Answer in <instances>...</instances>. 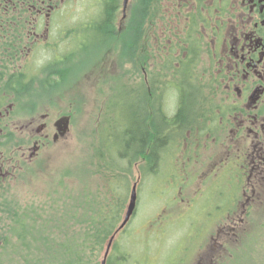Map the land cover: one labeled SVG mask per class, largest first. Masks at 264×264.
Instances as JSON below:
<instances>
[{"label": "rangeland", "instance_id": "374dc122", "mask_svg": "<svg viewBox=\"0 0 264 264\" xmlns=\"http://www.w3.org/2000/svg\"><path fill=\"white\" fill-rule=\"evenodd\" d=\"M90 1L91 4L88 5V0H70L61 7L58 14L62 17L57 18L62 20L57 29L62 39H58V34L54 38L55 33L52 34L50 29L44 32L41 45L33 43L29 50L24 49V45L15 58L11 56L14 52L12 47L6 50L9 55L5 60L9 68L7 71L10 72L4 76L2 71L0 81V95H3L5 109V117L1 119L5 132L3 150L5 168L8 170L4 180V194L0 199L1 264H61L59 257L46 258L47 255L40 251V247L45 250L48 245L51 247L58 242L68 244L69 238L84 226L81 210L78 211V217H74L71 223H66L73 212L77 211L75 202H72L69 195L75 194L73 198L76 197L77 192L84 187V178L88 176L83 175L84 172L90 173L93 170L92 154L94 147L101 141L99 133L102 121L104 125V116L110 112L111 100L120 94L124 85L127 88L142 86L147 94L149 107L154 109L158 99L160 108L166 113L164 120L168 119L166 122L169 123L175 120L179 92L184 87L169 82V89L161 88L158 94L155 91L158 88L151 87L153 76L161 73L158 65L161 55L157 57L156 54L161 53L164 59L170 55V48L164 52L162 46L165 43L162 45L160 40L162 22L167 28L173 22L169 14L164 16L168 9L172 13L169 0H164L165 5H161L164 9L162 22L157 18L161 16V10L160 14L156 12L157 6L156 11L151 8L155 17L152 19L148 12V20L142 22L143 8L139 9L138 0H129L126 6L125 1L120 0V9L114 23L116 35L105 41L100 34L88 39L89 28L95 32L96 28L109 23L101 17L94 19L99 5L97 4L94 12L96 0ZM55 20L56 18L54 23ZM81 23H86L83 36L79 33L82 30ZM183 23L182 21V26ZM166 33V38H173L168 31ZM210 34H206V39L213 53L202 59L198 69L201 77H204L203 70H208L205 74L207 77L217 62L215 53L220 55V50L216 52V36ZM5 38L6 36L0 38L1 47ZM48 42H58L59 47L52 48ZM81 44L82 47L77 48ZM174 46L172 43V47ZM54 48L58 50V54L72 53L67 64H63L64 69L51 63L55 59ZM2 65L0 60V69ZM16 65L20 66L19 75H12V69ZM61 70L68 74L59 78L54 73ZM18 76L22 79V85L28 88L21 96H18L16 89L22 91V88L14 82ZM146 78L148 82H145ZM137 90L142 92L141 89ZM210 93L217 94L216 86ZM133 98L134 95L124 88L121 100L124 101L125 113L130 114L135 110L137 116L144 118V95L139 97L142 101L139 105L134 103ZM212 101L216 106L215 112L206 119H201L200 123L213 118V126H216L217 120L221 124L220 113L216 108L219 109L217 106L222 105V102L219 99ZM44 114H48L46 121L41 117ZM60 116H67L68 131L55 140L54 123ZM43 122L47 123L46 128L38 133ZM162 132L166 136L169 133L175 134L169 125ZM183 133L187 135L175 136L174 144L166 141L165 147L158 153L155 168L148 173L140 172L143 159L133 167H127V162L123 161L122 165L126 169L121 177L129 180L123 217L133 185L139 182L140 188L135 216L124 235L116 239L117 245L112 255L114 264H178V261L183 262L185 258L188 261L196 254L197 245L202 243L198 237L195 238L198 234L192 237L186 235L193 223L199 231H203L201 235H205L204 231L211 227L218 216L212 227L216 230L219 224L222 226L227 221L231 226L240 222L241 207L245 202L241 192L249 189V182L247 180L245 185L237 186L231 177L226 179L221 176H225L226 169L230 176L241 167L246 177L252 171L250 160H244L241 151L225 162V138L218 132L212 134L206 128L197 127L193 131L184 130ZM39 139L42 146L35 149L34 141ZM238 155H241L239 164ZM91 178L94 179V184L87 186L96 188L95 184L101 185L97 175ZM62 181L64 186L61 185ZM250 182L253 185V181ZM70 190L77 192L72 193ZM123 191L126 192L125 187ZM224 205L232 211L228 216H221L220 211L218 214L215 212V207ZM251 208L250 204V209L244 216L246 224L243 227L246 228L240 231L241 235L237 238L230 232L229 250L233 257L229 258L228 264H264V229L260 227L264 220V208L258 219ZM208 212L216 216H212L211 220ZM35 225L43 228L41 233L33 229ZM69 228H75L74 232H68ZM21 233L23 239L20 237ZM77 244L86 245L81 239ZM104 248L97 256L94 254L89 258L92 264H101ZM204 248L201 246L199 249ZM81 257L84 258L82 264H85L87 259L82 254V249ZM119 257L126 260H118ZM74 263L76 264L75 260Z\"/></svg>", "mask_w": 264, "mask_h": 264}, {"label": "flooded vegetation", "instance_id": "af4514ba", "mask_svg": "<svg viewBox=\"0 0 264 264\" xmlns=\"http://www.w3.org/2000/svg\"><path fill=\"white\" fill-rule=\"evenodd\" d=\"M68 1L70 0H0V38L5 37L6 33L4 31L6 28H20L27 37L24 46V49L27 50L30 49L33 43H39L37 46L41 45L44 41V32L50 29L53 32L52 34L55 33L54 38L58 34V39H62L60 31L57 29L61 25L62 19L57 17H62L58 12L61 11L64 3ZM88 1V5L91 4V1ZM105 1L96 0L95 3L93 2L94 12L97 4L99 5V11L96 10L97 12L94 13V19L98 20L101 17L109 23L101 26V32L99 33H95L96 31H91L89 28V36L100 34L107 40L116 35L114 23L118 15L106 16L101 13L104 9ZM118 1L120 2V0ZM138 2L140 7L143 6L142 22H145L146 19L148 20L149 13L152 19L155 17L153 10L156 11V6L158 7L157 14H160L161 10V16L157 18L162 22V14H164L163 6L165 5L164 0H138ZM169 7L172 8V13L168 9L164 16H168L169 14L173 22L169 28L162 22L160 40L162 45L163 42L165 43L162 46V50L165 52L167 48H170V55L167 59H164L161 53L156 54L157 57L161 55L160 61L158 62L161 73H157L156 79V82H159L158 91L161 88L165 90L169 89V82H173L175 85H178L179 82H211V88L213 90L214 86H216L217 94L209 93L205 98L207 105L197 115L195 114L196 112L191 113L189 111L188 104H184V98L188 95L186 94L183 97V90L180 89L176 108L177 112L174 117L176 123L175 126L171 127L175 131V134L169 133L166 136L164 132L161 133V140L165 142L163 147L169 141L174 144L175 136L184 137L187 135V133H183L184 130L193 131L197 127L198 129L206 128V131L212 134L213 132H218L220 136L224 135L223 152L225 162L242 151L244 160H250L251 166L250 163L249 166L252 170L245 177L239 166L240 168H237V172L231 173L230 176H228L227 169L225 170V176L224 174L221 176V178L224 177L226 179L231 177L237 183V186L245 185L247 180L249 182V189L241 192L242 196L245 197V202L241 207L242 218L240 222L233 223L231 226L227 221L222 226L219 224L218 230H216L212 227L218 219V216L212 222L211 227L204 231L206 232L205 235H201L203 231H199L195 223H193L189 227L190 230H187L189 233L186 235L192 237V235L195 236L198 234L195 238L198 237V240L202 243L198 244L195 249L196 256H191L188 261L186 258L183 262L178 261V264H190L194 256L195 259L192 264H228L229 258L233 257V254L229 250L230 232L232 236L237 238L241 235L240 231L246 228L243 227L246 224L244 216L246 211L250 209V204L252 205L251 209L256 219H258V215L264 208V0H169ZM151 8L153 9L152 11ZM134 16L135 18L137 17L136 14ZM110 20H112V23H110ZM90 21L89 24L91 23ZM182 21L184 22L183 26ZM80 26H82V30H79V33L83 36V29L86 27V23H81ZM191 28H193L191 36H197L198 46H200L198 49L196 46H193L194 50H191L192 46L190 45L192 43L196 44V39L190 40L189 45L184 48L181 47L180 43L182 42L179 39L180 36H189V29ZM167 31L173 36L172 39L169 36L167 38L165 37ZM184 32L186 33L184 34ZM209 32L211 36H216V52L220 50V55L215 53L217 62L213 66L214 69H211L207 77L205 74L208 70H203L204 77H200L199 79L191 77L182 78L181 71L186 75L185 72L191 70L193 72L191 71L190 75L194 77L205 55L210 57L213 53L206 39V34ZM128 34H131V32H128ZM142 34L140 39L142 38ZM130 40H132V37ZM83 42L87 43L86 40ZM172 43L175 44L174 47H172ZM48 45H51L52 48L59 47L58 42H48ZM80 47H82V44L78 45L77 48ZM54 50L56 51L55 59L51 63H56L64 69L65 65L63 64H67L68 57L72 53H65L66 55H63L58 54L56 48ZM4 54L9 55V52L0 49V56H2L0 60H3ZM12 71L20 72V66L16 65ZM54 74H57L61 78L66 76L68 72L61 70L56 71ZM145 82H148L147 78ZM3 91L4 88H2V93ZM144 96L143 105L146 110L145 116L147 118L149 115L154 117V110L148 111L146 92ZM212 99H219L222 102V105L217 106L219 109L216 108L221 118V124L217 120L215 122L216 126H213V118H210L207 122L205 121V123H200L201 119H206L215 112L216 106ZM4 110L3 95H0V199L4 194V180L7 177L6 172L8 171L5 168L6 161L3 150L5 139L3 120L1 122V119L5 117ZM159 111L162 112L163 116L166 115L164 110L161 109ZM145 116V124H147ZM41 117L43 121H46L48 114H44ZM65 118L67 116H60L54 123L55 140L62 137L65 131H68L65 129ZM46 125L47 123L43 122L41 129L37 130V132H42L46 128ZM47 137H50V135ZM172 144L170 147H172ZM41 146L40 139L34 141L35 149H39ZM237 158L239 164L241 155H238ZM245 178L247 179L245 180ZM251 180L253 181V185H250ZM218 211H220L221 216L222 214L228 216V213L232 212L227 205L215 207L217 214ZM207 215L210 216L211 220L212 216H216L212 212H208ZM255 220L254 223H256ZM260 225L264 229V220ZM201 246L205 248L203 250L199 249ZM1 262L0 260V264Z\"/></svg>", "mask_w": 264, "mask_h": 264}, {"label": "trees", "instance_id": "16d2710c", "mask_svg": "<svg viewBox=\"0 0 264 264\" xmlns=\"http://www.w3.org/2000/svg\"><path fill=\"white\" fill-rule=\"evenodd\" d=\"M119 8L120 2L118 0H106L102 14L106 16L117 14ZM148 9H150V7H148ZM138 12L136 14H139ZM138 30H140V27ZM189 31V36H184V38L183 36H180L179 38L182 42L180 43L182 48L188 46L190 40L197 38V36H191L193 28L189 29ZM99 32H101V29L96 28L95 33ZM4 33H6V38L3 41L2 47L0 45L1 50L6 51L8 48L12 47L14 52L11 56L15 58L17 54L14 53H19L25 45V41L27 39L26 34L23 33L22 29L17 27H10V29L6 28ZM91 37L92 36H88V39ZM198 45L199 43L196 39V44L192 43L190 45L192 46L191 50H194L193 46H196L198 49L200 47ZM4 56L3 60H1L3 62V66H1L0 69V80L3 77V74L5 76L10 72L7 71V60H5L8 55L4 54ZM1 57L2 56H0V58ZM191 71L193 72V70ZM191 71H186V75H184V72L181 71V77H191L195 79H199L201 77L198 70L195 76L192 77L190 75ZM12 75H19V72H12ZM156 79L157 76L154 77V82L151 85L153 88H158L159 86V82H156ZM14 82L19 84L21 87H24V90L22 89V91L16 89L18 96H21L28 88L26 85H22V79L20 76L16 77ZM178 85H182L184 87L182 96L184 97V95H188L184 98V104H188L189 111L191 113L196 112L195 114L197 115L202 112L207 105L205 98L212 90V83L179 82ZM125 89H127V87H125ZM127 90L134 95V103L137 105L142 103V101L139 100V97L143 94L144 90L141 92L136 90L135 87ZM155 91H157L158 94V89ZM122 96L123 90L119 95L114 96V100H111L112 105L110 106V112L104 116L105 124L103 125L102 121V128L99 133L101 141H99L98 145L94 147L92 154L93 163L91 165V169L93 170L90 171V173L85 171L83 174L85 176L88 175L84 178V187L80 190V192H77V190H70L73 191L72 193L75 191L77 192L75 198H73L75 194L69 195L72 202H75V209L77 211L73 212L72 217L68 216L69 218L66 223H71L73 219L78 217V211L81 210V219L84 226L81 224L82 227L77 229L76 235H72L69 238L68 244L67 242H58V244L51 245V247L48 245L46 248L45 246V250L40 247V251L45 253L47 255L46 258L48 259L52 257H59L62 260L61 264H63V262L65 264H73L74 260L76 261V264H82L84 262V256L81 257L82 249V254L84 253L87 259L85 264H92V261L89 258L94 254L97 256L102 251L105 244L115 233L122 221L127 203V194L129 192V180L121 177L125 173L126 169L122 165L123 161L127 162V167H133L143 159V163L140 166V172L143 171V174L144 171L148 173V171L154 169L158 160V153L163 148V144L165 143L161 140V133L166 127H168V125L171 127L175 126L176 119L173 120V123L166 122L168 119L164 120L162 112L159 111L161 109L159 108L157 100L154 104V109L148 105V111L154 110L155 116L152 117L149 115L148 118L145 116L147 119V124H145V118L137 116L135 110H133L130 114L125 113L123 107L124 101L121 100ZM94 175L98 176L101 183L99 186L98 184H95V186H97L96 188L87 186L91 183L94 184V179L91 178V176ZM61 185L64 186L63 181ZM123 187H125V193L123 191ZM33 229L38 233H41L43 230L42 227H38L37 225H35ZM74 230L75 228H69L68 232H74ZM6 236L7 235H5V237ZM20 237L23 239L24 236L22 233L20 234ZM80 239L84 240L86 245L77 244V241ZM118 260L125 261L126 258L119 257ZM107 264H114L113 256L109 257Z\"/></svg>", "mask_w": 264, "mask_h": 264}, {"label": "water", "instance_id": "95a60500", "mask_svg": "<svg viewBox=\"0 0 264 264\" xmlns=\"http://www.w3.org/2000/svg\"><path fill=\"white\" fill-rule=\"evenodd\" d=\"M127 1L128 0H125V5L127 4ZM136 202H137V191H136V186H135L133 191H132V194H131V200H130V204L128 206V210L126 212L124 221H123L122 225L120 226L119 230L123 229L125 227V225L129 222V220H130L131 216L133 215L134 210L136 208ZM113 240H114V238L111 239V241H110V243L108 245V250H107V253H106L105 257H107L108 254H109V251H110L111 245L113 243ZM103 264H105V261L103 262Z\"/></svg>", "mask_w": 264, "mask_h": 264}, {"label": "bare ground", "instance_id": "6f19581e", "mask_svg": "<svg viewBox=\"0 0 264 264\" xmlns=\"http://www.w3.org/2000/svg\"><path fill=\"white\" fill-rule=\"evenodd\" d=\"M137 122V121H136Z\"/></svg>", "mask_w": 264, "mask_h": 264}]
</instances>
